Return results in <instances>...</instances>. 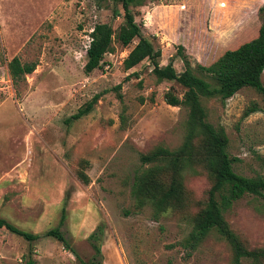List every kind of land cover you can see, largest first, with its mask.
I'll return each mask as SVG.
<instances>
[{
    "label": "rangeland",
    "instance_id": "rangeland-1",
    "mask_svg": "<svg viewBox=\"0 0 264 264\" xmlns=\"http://www.w3.org/2000/svg\"><path fill=\"white\" fill-rule=\"evenodd\" d=\"M263 3L147 0L136 8L135 19L161 50L160 65L172 60L180 72L184 66L178 45L193 64L209 65L257 35ZM122 21L123 10L112 0H0L6 60L18 56L37 64L14 87L0 63V217L39 234L28 242L0 228V264H24L30 248L35 264H231V249L215 230L195 248L185 241L191 215L207 197L210 180L204 172L183 171L193 200L188 211L169 209L154 217L150 205H134V176L148 167L140 154L156 146H179L187 110L166 103V92L182 97L184 88L175 81H158L149 60L123 67L131 46L123 47L115 36L100 67L84 72L93 26L106 22L117 33ZM96 94L87 115L67 122ZM202 100L208 121L226 132L234 171L264 176L262 96L244 87L224 103ZM253 105L257 110L245 116ZM77 169L89 176L88 184L77 178ZM63 204L67 213L60 230L75 253L45 235L59 224ZM224 216L249 247L264 248V197L245 194ZM98 225L103 235L101 255L95 258L87 237ZM249 263L241 259V264Z\"/></svg>",
    "mask_w": 264,
    "mask_h": 264
},
{
    "label": "trees",
    "instance_id": "trees-1",
    "mask_svg": "<svg viewBox=\"0 0 264 264\" xmlns=\"http://www.w3.org/2000/svg\"><path fill=\"white\" fill-rule=\"evenodd\" d=\"M121 6L123 21L117 33L106 22L96 23L90 32V41L86 49L83 70L86 74L99 68L104 55L112 48L113 37L123 47L131 46L123 59V67L130 69L147 59L151 62L152 72L158 81H175L184 88L182 97L168 91L164 95L167 104L184 106L187 110L185 134L179 146L168 149L156 146L140 154L143 165L134 176L131 195L137 209L150 205L153 216L173 209L176 211L191 207V195L183 183V171L204 172L210 180L206 200L191 215L192 229L186 237L187 246L195 248L212 230H215L229 245L232 253L231 264H241V259L250 260L249 264H264V248L249 247L247 242L236 234L224 216V211L245 194L264 197V176H245L233 169L234 157L227 151L228 137L222 126H215L207 119V110L203 98H218L224 103L244 87L253 88L264 100V85L261 73L264 70V3L258 8L262 22L257 35L233 49L225 50L209 65L192 63L185 53L183 45L177 46L184 69L178 72L172 60L160 65L161 50L143 34L141 23L136 21V10L147 0H112ZM117 13V11H115ZM118 14V13H117ZM136 42L133 44V42ZM0 63L5 64L14 87L26 80V75L33 72L36 63L22 62L18 56L6 60L5 48L0 35ZM99 95H94L85 102L67 122L87 115L97 102ZM257 110L253 105L244 111V115ZM77 178L88 184L90 179L84 170H76ZM65 203V201H63ZM189 208V209H188ZM66 207L60 208L59 224L49 228L45 235L59 241L64 247L75 253L68 238L60 230L66 219ZM18 235L28 242L38 239L39 234L18 228L5 218L0 217V228ZM103 235L101 225L88 235L94 257L101 255L100 241ZM30 248L24 264H35Z\"/></svg>",
    "mask_w": 264,
    "mask_h": 264
},
{
    "label": "crops",
    "instance_id": "crops-1",
    "mask_svg": "<svg viewBox=\"0 0 264 264\" xmlns=\"http://www.w3.org/2000/svg\"><path fill=\"white\" fill-rule=\"evenodd\" d=\"M64 198H65V196H64Z\"/></svg>",
    "mask_w": 264,
    "mask_h": 264
}]
</instances>
